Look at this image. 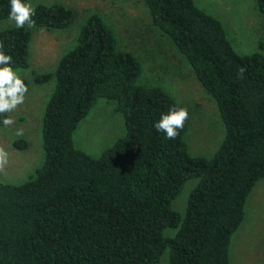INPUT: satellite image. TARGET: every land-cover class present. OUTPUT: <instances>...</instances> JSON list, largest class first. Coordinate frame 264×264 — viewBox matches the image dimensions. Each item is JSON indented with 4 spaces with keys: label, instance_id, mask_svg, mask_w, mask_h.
Returning <instances> with one entry per match:
<instances>
[{
    "label": "trees",
    "instance_id": "1",
    "mask_svg": "<svg viewBox=\"0 0 264 264\" xmlns=\"http://www.w3.org/2000/svg\"><path fill=\"white\" fill-rule=\"evenodd\" d=\"M142 1L215 99L221 141L210 155L191 153L188 107L142 83L138 56L90 13L55 68L34 74L38 83L54 79L41 117L43 157L26 179L0 182V264H154L164 252L166 264H232L231 236L264 177V50L237 51L221 20L194 0ZM32 7L38 28L63 29L75 19L62 2ZM257 8L264 14V0ZM10 10V0H0V19ZM33 29H0L12 68L28 67ZM100 97L114 102L124 132L94 156L75 143L74 131ZM173 108L189 116L170 140L154 125ZM189 178L196 181L178 211L173 201Z\"/></svg>",
    "mask_w": 264,
    "mask_h": 264
},
{
    "label": "rangeland",
    "instance_id": "2",
    "mask_svg": "<svg viewBox=\"0 0 264 264\" xmlns=\"http://www.w3.org/2000/svg\"><path fill=\"white\" fill-rule=\"evenodd\" d=\"M62 2L72 7L75 19L66 28H34L29 46L28 67L12 68L19 77L29 81L25 101L6 113L14 123H0V148L8 155V164L0 172L1 181L20 182L41 163L43 157L41 117L45 102L53 89L54 79L43 83L33 80L40 71H52L59 57L75 42L79 27L92 12L100 13L115 30L119 47L133 51L141 61L142 83L157 84L170 91L191 113L185 133L188 148L193 154L210 155L224 134L215 99L205 91L185 57L172 41L151 23L142 0H24L37 3ZM223 23L227 36L239 52L264 50V14L257 0H194ZM15 25L9 17L0 19V29ZM22 129L23 134L17 135ZM123 116L112 100L100 97L79 122L74 131L75 143L97 156L123 134ZM22 139L25 148L13 142ZM195 179L189 178L173 205L178 211L185 207L187 195ZM246 215L231 236L229 255L232 264H264V177L257 180L248 195ZM170 232V231H169ZM164 252L154 264H166Z\"/></svg>",
    "mask_w": 264,
    "mask_h": 264
},
{
    "label": "clouds",
    "instance_id": "3",
    "mask_svg": "<svg viewBox=\"0 0 264 264\" xmlns=\"http://www.w3.org/2000/svg\"><path fill=\"white\" fill-rule=\"evenodd\" d=\"M11 10L9 13V21L14 22L17 28H35L36 21L33 19L35 9L30 3H25L24 0H10ZM3 45L0 44V49ZM11 55H5L0 51V114L10 113L25 101V94L29 91L24 81L13 71L11 67ZM241 73L244 69L240 70ZM189 113L187 110L171 109L167 114L162 115L161 119L155 123L154 127L158 132H164L166 138L170 140L176 139L180 131L183 130ZM14 123L11 117H6L3 120L4 126H10ZM23 130L20 129L17 135H22ZM8 153L0 148V172H3L8 164Z\"/></svg>",
    "mask_w": 264,
    "mask_h": 264
}]
</instances>
